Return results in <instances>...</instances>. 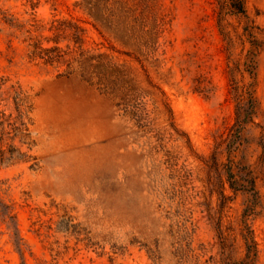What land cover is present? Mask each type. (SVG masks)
I'll return each mask as SVG.
<instances>
[{"label":"rangeland","instance_id":"obj_1","mask_svg":"<svg viewBox=\"0 0 264 264\" xmlns=\"http://www.w3.org/2000/svg\"><path fill=\"white\" fill-rule=\"evenodd\" d=\"M123 1L0 0V264H264V0Z\"/></svg>","mask_w":264,"mask_h":264},{"label":"trees","instance_id":"obj_2","mask_svg":"<svg viewBox=\"0 0 264 264\" xmlns=\"http://www.w3.org/2000/svg\"><path fill=\"white\" fill-rule=\"evenodd\" d=\"M99 2V4H103V8L109 10L107 8V6H114L116 5L118 8L120 7H125V5L127 4V2L123 1V0H97ZM226 6L229 8V11L231 12H235V13H244V9H243V5L241 3V1L239 0H226ZM98 4V3H97ZM138 7V6H135ZM121 9V8H120ZM137 19V18H135ZM44 52L48 53L49 56L47 57L46 62H51V64L56 63V64H63V63H69V61H71L70 57L75 53L73 50H69L68 48H66V50H62L60 48H50V49H43ZM52 52H57V55L52 56L51 53ZM52 56V57H51ZM245 115L247 114V110H245ZM244 115V118L246 117ZM244 120V119H243ZM1 135H3L4 133L0 132ZM0 135V140H2ZM3 152L0 151V160L3 158Z\"/></svg>","mask_w":264,"mask_h":264}]
</instances>
